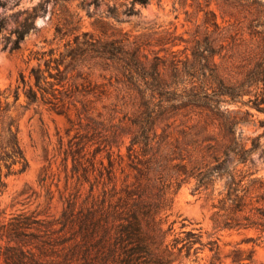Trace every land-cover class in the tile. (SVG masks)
Returning a JSON list of instances; mask_svg holds the SVG:
<instances>
[{
    "label": "trees",
    "instance_id": "1",
    "mask_svg": "<svg viewBox=\"0 0 264 264\" xmlns=\"http://www.w3.org/2000/svg\"><path fill=\"white\" fill-rule=\"evenodd\" d=\"M203 1L204 19L191 39L154 35L157 45L168 46L164 55H152L144 37L63 34L57 28L58 40L73 39L62 47L32 52L37 65L28 77L22 73L14 88L0 91V196L12 178L30 167L20 140L23 115L43 109L72 123L83 97L92 94L83 89L93 79L83 77L86 69L115 77L133 110L123 157L127 175L118 179L109 157V180L100 193L84 169L78 176L90 184V194L81 201L66 200L59 217L28 212L13 216L0 227L5 242L0 264H193L207 248L212 253L209 264H223L219 239L205 242L201 229L187 230L183 224L177 231V221H171L175 195L193 180L196 190L210 195L217 182L226 180L222 197L213 205L217 228L264 233V178L252 168L254 156L260 151L263 158L264 149L261 136L245 137L243 129L255 123L252 110L264 114V19L219 21L209 9L215 4L232 16L243 2L250 10L264 4ZM7 6L8 1L0 2V7ZM37 17L36 11L27 14L13 32L14 40L7 41L12 51L36 30ZM5 26L6 18L0 16V35ZM259 124L264 126V121ZM86 144L69 142L71 149L81 146L67 157L73 172H79ZM99 174L104 177L103 170ZM253 256V250L234 248L226 257L232 264H250Z\"/></svg>",
    "mask_w": 264,
    "mask_h": 264
},
{
    "label": "rangeland",
    "instance_id": "2",
    "mask_svg": "<svg viewBox=\"0 0 264 264\" xmlns=\"http://www.w3.org/2000/svg\"><path fill=\"white\" fill-rule=\"evenodd\" d=\"M6 1L8 6L0 7V16L6 18L5 29L0 35V91L14 88L22 73L28 77L30 69L37 65L36 60H31L32 52L62 47L66 41L73 39L74 35H71L58 40L57 28H62L63 34L88 31L106 38L144 37L145 43L151 45L148 49L152 55L159 52L164 55L166 52L162 51L168 46L157 45L154 35L172 34L191 39L204 19L202 10L206 5L203 0H152L146 6L133 5L132 0H0ZM249 4H252L251 0ZM246 6L243 2L232 16L227 10L224 13L219 11L215 4L209 9L217 13L219 21L237 19L247 23L250 19H264V5L255 4L251 10ZM34 11L38 14L36 30L27 35L19 50L12 51L7 41L14 40L13 32L26 15ZM83 77L88 80L93 77L92 85L83 88L92 94L83 97L80 114H73L72 123L43 109H31L23 115L20 140L30 167L26 173L12 178L8 189L0 196V227L22 212L59 217L66 200L86 199L90 194V184L78 176L83 174L84 169L90 171L91 184L96 186L95 193H100L102 183L109 180V157L118 179L127 175L124 159L129 144L127 122H130L133 110L127 103L125 92L117 85L115 77L107 72L86 69ZM111 80L115 83L112 86ZM105 93L108 94L106 98ZM252 112L258 127L254 126L255 123L243 127L244 136H261L260 143L264 149V126L259 124V121H264V114L255 110ZM77 140L87 142L80 155L78 173L72 171L71 160L67 161L69 155H74L75 148L81 147L75 145L71 149L69 146L70 141L74 144ZM260 153L254 156L252 168L257 170V177L264 178V156L259 158ZM102 163L105 168H102ZM102 170L103 178L99 177ZM225 185V179L217 182L214 195L196 190L194 180L183 185L174 197L171 221H177V231L183 224L187 230L201 229L205 242L219 239L223 264H232L226 256L234 248L253 250L250 264H264V233L257 228L220 230L212 220L215 213L213 205L222 197ZM247 239L250 241L246 242ZM4 244L0 240V245ZM211 257L212 253L207 248L201 254L202 260L193 264H209Z\"/></svg>",
    "mask_w": 264,
    "mask_h": 264
}]
</instances>
